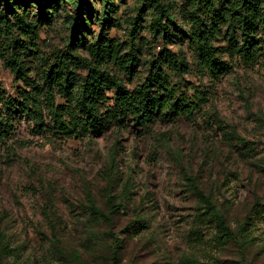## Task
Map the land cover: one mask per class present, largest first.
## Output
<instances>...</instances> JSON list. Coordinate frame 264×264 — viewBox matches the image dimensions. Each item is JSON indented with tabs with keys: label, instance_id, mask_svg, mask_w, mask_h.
<instances>
[{
	"label": "rangeland",
	"instance_id": "obj_1",
	"mask_svg": "<svg viewBox=\"0 0 264 264\" xmlns=\"http://www.w3.org/2000/svg\"><path fill=\"white\" fill-rule=\"evenodd\" d=\"M114 1L121 5L114 16L119 21L103 33L119 43V60L134 64L128 71L109 65L125 87H140L165 52L183 50L188 72L163 68L188 95L206 90L208 101L193 119H159L150 129L112 124L102 134L71 138L19 117L9 147L0 150L6 264H112L115 236L121 245L115 264H264V57L248 66L225 54L231 72L220 79L202 75L186 38L194 27L190 0H163L183 33L174 26L153 33L155 13L142 0ZM91 29L94 38L102 33L95 20ZM223 34L215 46L227 47ZM68 37L62 19L43 25V59L29 60L30 76L41 82L42 64L68 51ZM79 53L89 56L84 49ZM76 71L86 75L88 69ZM23 86L0 55V91L17 97ZM57 103H65L59 94ZM204 196L234 230L254 217L245 248L220 240ZM92 202L105 216L93 213ZM137 219L146 227L133 230Z\"/></svg>",
	"mask_w": 264,
	"mask_h": 264
},
{
	"label": "trees",
	"instance_id": "obj_2",
	"mask_svg": "<svg viewBox=\"0 0 264 264\" xmlns=\"http://www.w3.org/2000/svg\"><path fill=\"white\" fill-rule=\"evenodd\" d=\"M142 1L155 13L153 33L161 28L168 31L171 26L184 32L163 0ZM121 2L126 4L127 0ZM29 5L39 11L28 9ZM189 5L194 9L191 12L194 27L186 38L202 75L220 79L231 72L233 66L223 59L225 54L239 58L248 66H254L264 57V0H190ZM120 7L114 0H0V55L15 79L24 84L17 97L6 96L0 91V150L9 147L19 117L31 120L43 132L71 138L99 135L112 124L125 125L127 122L150 129L159 119H193L203 111L208 101L206 90L196 88L195 93L188 95L171 82L163 68L175 66L177 71L188 72L183 50L180 55L170 50L165 52L157 65L150 67L140 87L133 90L126 88L121 78L111 72V62L122 64L127 71L134 65H124L129 59L119 60V43L103 33L107 25H117L119 19L114 16ZM199 10L202 13L197 14ZM60 19L69 31V48L53 63L42 64L39 82L30 76L32 70L28 62L42 58L38 54L40 29ZM94 20L102 29L95 38L91 29ZM222 33L227 39L226 48L214 45ZM89 34L92 41H88ZM171 35L181 41L185 38L180 34ZM81 49L89 56H81ZM80 67L88 69L86 75L76 71ZM110 91L112 95L108 94ZM58 94L65 103H57ZM204 200L221 229L220 240L245 248V231L253 225L254 217L248 216L234 230L227 223L224 211L207 196ZM111 206L117 208L115 203ZM91 207L98 217L105 216L93 202ZM137 224L146 227L144 219H137L133 230L137 229ZM114 238L117 243L113 245L112 264L118 261L121 247L118 237ZM8 256L9 245L0 241V264H6Z\"/></svg>",
	"mask_w": 264,
	"mask_h": 264
}]
</instances>
